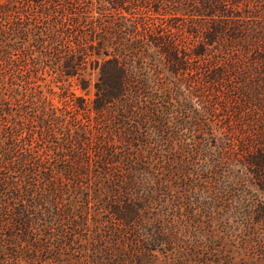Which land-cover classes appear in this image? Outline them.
Instances as JSON below:
<instances>
[{"label": "trees", "instance_id": "1", "mask_svg": "<svg viewBox=\"0 0 264 264\" xmlns=\"http://www.w3.org/2000/svg\"><path fill=\"white\" fill-rule=\"evenodd\" d=\"M109 1L131 18L108 19L100 8L96 16L94 0H0L8 15L0 38L25 41L31 20L41 29L39 40L47 34L48 53L57 51L56 72L82 75L94 62L98 70L93 107L74 93L59 106L20 89L0 59V264L151 262L155 254L148 258L143 250L144 241L156 242L152 219L161 229L158 240L167 228L170 246L180 251L173 212L192 213L182 221L195 224V213L204 210L194 197L211 192L195 182L198 176L178 181L155 174L135 136L157 129L156 103L168 97L163 107L174 105L172 92L179 89L212 117L222 111V124L211 125L210 133L219 142L211 161L226 180L224 194L255 199L264 210V0ZM12 50L36 51L24 43ZM0 51L8 62L11 54ZM103 53L107 59L99 58ZM167 72L181 83L154 94L149 80ZM160 201L171 211L164 213ZM177 257L179 263L185 254Z\"/></svg>", "mask_w": 264, "mask_h": 264}, {"label": "rangeland", "instance_id": "2", "mask_svg": "<svg viewBox=\"0 0 264 264\" xmlns=\"http://www.w3.org/2000/svg\"><path fill=\"white\" fill-rule=\"evenodd\" d=\"M94 1L92 14L96 16L99 15L98 11L100 9L105 11L104 14H109L108 19H112L110 15L113 14H115L116 20H125L118 19L119 15L126 18L132 16L125 8L120 7L118 9L109 0ZM2 10L3 8H0V22L8 26V15L1 13ZM155 16L161 19L163 17L167 18L171 14L155 13ZM22 17L24 21L29 20L26 15H22ZM207 20L210 25L211 19ZM200 21L205 23L206 20ZM106 22H110V20ZM126 22L128 21L126 20ZM27 23L24 24L27 30V33L23 35L25 41L19 36L12 40L6 35L0 38V50H8L11 54V56H8L7 62L0 51V59L7 63L8 78H13L14 81L18 82V87L22 90L29 88L34 93L35 98H39L41 95L51 99L56 105L62 106L65 100L74 93L78 98L84 99L93 107L96 97L95 82L98 78V70L91 67L95 65V62L88 64L87 71L82 75H74L69 78L61 75L56 72L55 68V57H57L55 52L57 51L48 53L50 45L47 34L43 36L46 37V41L42 42L36 36V32L41 29L35 27L31 20ZM21 43H24L26 49L29 45H32L36 49L34 54L31 55L25 51V54H22L18 52L20 49L18 51L12 50L14 45L19 47ZM109 49L110 51L113 50ZM16 52H18L17 55ZM213 54L211 58L215 59ZM97 58L98 55L95 53L91 56L92 60ZM99 58L107 59L108 56L103 53ZM13 60H16V62L12 66L11 62ZM81 77H85L86 81H82ZM179 77L167 72L159 78H151L149 84L153 86L154 94H158L156 92H159L158 87L161 86L168 87L173 91L181 83L178 80ZM82 82L86 87H83ZM64 93L67 95L65 96ZM172 93L174 105L167 108L163 107L168 97L158 100L155 106L156 113L159 114L158 121L155 123L157 129L154 132L152 129L147 130L148 132L141 129L142 134L135 135L136 138L140 139L137 145L144 155L152 156L151 170L155 171V174H162L163 179L174 180L175 177L178 181L184 174L198 176L195 182L199 181V184L206 185L211 193L210 197L206 193L195 195L194 199L204 210L201 216L195 213V224L192 223L193 225L189 226V223L183 222L192 213H188L184 209H182L181 215L173 212L174 221L180 225L178 237H182L178 240L177 245L180 248L179 253L175 248L172 249L169 244L171 234L167 228L164 230L165 235L160 236L163 237L162 242L158 240L159 237L156 233L161 232V229L158 226L159 223L152 219L150 230L156 238V242L154 246H151L144 241L146 248L143 252L146 253L145 256L148 258L150 252L155 256L149 258L152 260L151 262H142L143 259H139L142 262L139 264H264V210L257 206L255 199L231 194V192L224 194L226 192L223 191V185L226 180L224 177L220 178L221 173L218 168H215L217 164H213L211 161L217 156L216 150L218 149L215 144H219V142L213 140L214 135L210 133V127L212 125L213 128H218L217 123L222 124L220 119L222 111L219 112V116L212 117L210 111L202 107L198 98H193L192 95L189 96L188 90L179 89ZM161 108L168 117L164 118L162 116ZM91 112L92 115L96 114L93 108ZM82 116L83 114L80 111L79 117L82 118ZM166 118L169 120L167 119V121ZM211 118H214V121ZM144 133L146 135H143ZM206 143L208 146H205ZM155 165L159 169H156ZM171 180L167 181L169 185L173 184ZM161 198H165V195L162 194ZM160 203L159 208L164 213L171 211L166 207V201L164 203L160 201ZM165 216L164 220L168 227ZM156 227H158L157 231ZM188 227V232L184 233ZM147 248H150V251ZM181 253H184L185 257L177 263L174 258L177 259L178 254ZM74 264H81V261Z\"/></svg>", "mask_w": 264, "mask_h": 264}]
</instances>
